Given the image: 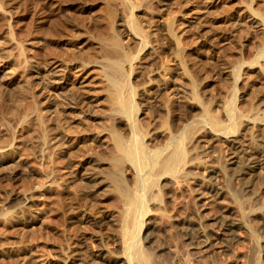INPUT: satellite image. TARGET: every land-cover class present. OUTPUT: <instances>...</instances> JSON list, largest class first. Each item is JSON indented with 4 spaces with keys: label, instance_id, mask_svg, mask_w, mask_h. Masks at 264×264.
Segmentation results:
<instances>
[{
    "label": "rangeland",
    "instance_id": "1",
    "mask_svg": "<svg viewBox=\"0 0 264 264\" xmlns=\"http://www.w3.org/2000/svg\"><path fill=\"white\" fill-rule=\"evenodd\" d=\"M0 264H264V0H0Z\"/></svg>",
    "mask_w": 264,
    "mask_h": 264
},
{
    "label": "bare ground",
    "instance_id": "2",
    "mask_svg": "<svg viewBox=\"0 0 264 264\" xmlns=\"http://www.w3.org/2000/svg\"><path fill=\"white\" fill-rule=\"evenodd\" d=\"M118 68V67H117ZM120 68V67H119ZM112 76V75H111ZM113 77V76H112ZM111 77V78H112ZM115 78V77H114ZM117 78V77H116ZM119 78V77H118ZM121 79V78H120ZM114 80H116V79H114ZM114 83V82H113ZM115 84V83H114ZM119 84V83H118ZM120 85V84H119ZM122 86V85H121ZM115 95H117V94H115ZM118 96V95H117ZM122 96V95H121ZM115 97V96H114ZM116 98V97H115ZM121 99V98H120ZM123 100V99H122ZM129 100V99H128ZM121 103H122V101H121ZM123 103H124V101H123ZM116 105V104H115ZM118 105V104H117ZM126 106V105H125ZM231 108V107H230ZM127 109V108H126ZM124 110V109H123ZM122 111V110H121ZM128 111V110H127ZM134 112V111H133ZM230 115V114H229ZM215 122V121H214ZM217 122V121H216ZM218 125V124H217ZM219 126V125H218ZM138 139V138H137ZM122 142V141H121ZM139 143V142H138ZM177 143V142H176ZM183 144V143H182ZM124 145H126V144H124ZM178 145V144H177ZM127 146H129V145H127ZM142 146V145H141ZM128 148H130V147H128ZM133 148H135V147H133ZM132 148V149H133ZM131 149V150H132ZM142 149V148H141ZM175 149V148H174ZM262 149H263V147H262ZM125 150V149H124ZM129 150V149H128ZM128 150H125V151H127L128 152ZM134 150V149H133ZM236 150L239 152H237L239 155H242L241 157L240 156H238V157H240V158H242L243 160H244V162H242L243 160L242 159H240V160H242L241 162L242 163H244L245 164V168H244V171H246V173H245V175H247V176H249V177H253L254 176V174H255V172L258 170V169H260V166H261V164H260V162L258 161V160H256V156L254 157L251 153H249V152H247V151H245V149H243V148H240V147H237L236 148ZM178 151V150H177ZM124 152V151H123ZM134 152V151H133ZM128 153H130V152H128ZM142 153V152H141ZM149 153V152H148ZM127 154V153H126ZM131 154H134V153H131ZM141 155V154H140ZM139 155V156H140ZM150 155V154H149ZM180 155V154H179ZM127 156V155H126ZM181 156V155H180ZM151 157V156H150ZM171 157V156H170ZM238 157L237 158H235L234 156H233V158L231 157V160H233L232 161V163L231 164H233V163H235L236 162V159H238ZM152 158V157H151ZM180 157H178V159H179ZM257 158H259V157H257ZM146 159H148V158H146ZM161 159V158H160ZM171 159L172 160H174V161H176L175 160V158L172 156L171 157ZM178 159H177V161H178ZM180 160V159H179ZM239 160V161H240ZM139 161V160H138ZM141 161V160H140ZM144 161V160H143ZM160 161V160H159ZM169 161V160H168ZM181 161V160H180ZM179 161V162H180ZM136 162V161H135ZM151 162H152V160H151ZM157 162V161H156ZM172 162V161H171ZM241 162H239V163H241ZM146 163V162H145ZM163 163V162H162ZM173 163V162H172ZM175 163V162H174ZM176 165H177V163H175ZM167 165H170V162H169V164H167ZM164 166V165H163ZM178 166V165H177ZM165 167V166H164ZM173 167V166H172ZM175 167V166H174ZM167 168H168V166H167ZM166 168V169H167ZM165 169V168H164ZM172 169V168H171ZM169 170H170V168H169ZM168 171V170H167ZM163 172H164V170H163ZM168 172H170V171H168ZM142 182V181H141ZM144 184V183H143ZM141 186V185H140ZM258 195V194H257ZM142 196V195H141ZM142 200V199H141ZM136 201V200H135ZM138 203H139V201H138ZM132 204V203H131ZM137 205V204H136ZM135 205V206H136ZM139 205V204H138ZM132 205H130V207H131ZM139 209V208H138ZM133 210V209H132ZM136 210V209H135ZM134 212H137V211H133V213ZM245 212V211H244ZM132 213V214H133ZM139 213V212H138ZM143 213V212H142ZM140 214V213H139ZM132 216H134V214L132 215ZM245 216V215H244ZM133 220V219H132ZM242 220V219H241ZM129 222V221H128ZM154 222V221H153ZM189 224H188V229L189 230H194V224L192 225L191 224V221H189L188 222ZM194 223V222H193ZM234 224L235 223H233V224H228V225H222V226H220L221 228H219L218 229V232L216 233V235H218V236H223L224 238H225V236H227L228 234L229 235H231V233H234L233 232V226H234ZM132 225V224H131ZM236 225V224H235ZM202 227V226H201ZM200 227V228H201ZM205 230V229H204ZM196 231V230H195ZM235 231V230H234ZM194 232V231H193ZM192 232V233H193ZM250 232V231H249ZM200 233V232H199ZM201 233H204V232H201ZM128 234V233H127ZM135 235V234H134ZM228 235V236H229ZM201 236V235H200ZM202 237H204V234H202V236L200 237V238H202ZM197 238V237H196ZM199 238V241H196L195 243H193V245H192V247H193V250L195 249V250H198V251H202V253H204V252H207V251H209L210 250V248H212V246H213V244H212V241H211V239H209V240H206V239H204V240H201ZM217 238V237H216ZM228 238V237H227ZM226 238V239H227ZM213 240H216L215 238L213 239ZM219 240V239H218ZM221 240V239H220ZM230 240V239H229ZM221 241H223V240H221ZM218 242V241H217ZM225 243V242H224ZM139 245V244H138ZM225 246V245H224ZM138 247V246H137ZM214 247V246H213ZM132 248V247H131ZM227 248V247H226ZM137 250V249H136ZM137 252H139V251H137ZM141 252V251H140ZM140 252H139V254H140ZM228 252V251H227ZM133 253V252H132ZM142 253V252H141ZM198 253V252H197ZM215 253V252H214ZM221 253V252H220ZM143 254H145V253H143ZM148 254V253H147ZM132 255V254H131ZM133 255H135V251H134V254ZM143 256V255H142ZM147 255H145V257H146ZM152 256V255H151ZM198 256V255H197ZM139 257H141V255L140 256H138L137 258H139ZM133 258H136V257H133ZM147 258V257H146ZM134 261H138V260H135L134 259ZM152 262V261H151ZM227 262V261H226ZM67 263V262H66ZM139 263V262H138ZM148 263V262H147Z\"/></svg>",
    "mask_w": 264,
    "mask_h": 264
}]
</instances>
